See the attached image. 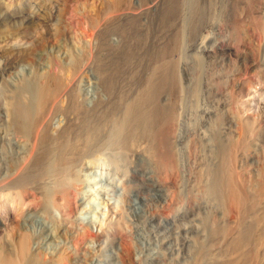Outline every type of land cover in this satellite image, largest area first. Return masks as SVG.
I'll list each match as a JSON object with an SVG mask.
<instances>
[{
    "label": "rangeland",
    "instance_id": "rangeland-1",
    "mask_svg": "<svg viewBox=\"0 0 264 264\" xmlns=\"http://www.w3.org/2000/svg\"><path fill=\"white\" fill-rule=\"evenodd\" d=\"M170 2L0 0V194L10 193L0 264H253L264 231V0H191L168 26ZM118 60L117 73L105 66ZM103 71L114 74L107 87ZM71 95L91 118L85 134L117 101L156 118L125 146L108 137L110 121L91 141L60 139ZM8 98L20 123L5 118ZM41 152L53 168L35 177Z\"/></svg>",
    "mask_w": 264,
    "mask_h": 264
},
{
    "label": "bare ground",
    "instance_id": "bare-ground-1",
    "mask_svg": "<svg viewBox=\"0 0 264 264\" xmlns=\"http://www.w3.org/2000/svg\"><path fill=\"white\" fill-rule=\"evenodd\" d=\"M191 0H177V2H175V0H174V2H170V4L169 5H167L166 6V8H165V10L162 12V14H161V16H160V18H161V20H162V22L164 23V21H166L165 20V17L167 16V13L169 12V14H171V13H175V12H177L176 14H184L183 16H185V11H186V8H190L189 6V4H191V2H190ZM186 17H182V20H180V22L182 23V25H181V27L179 28V30H180V32L182 31V29H184L185 27H184V25H185V19ZM189 18V17H188ZM174 18H172L171 20H173ZM167 20H169L168 19V17H167ZM171 20H169V23H170V21ZM128 22V21H127ZM158 22V21H157ZM161 22V21H160ZM180 23V24H181ZM161 24V23H160ZM165 24H167V21H166V23ZM163 25V24H162ZM161 25V26H162ZM168 25V24H167ZM165 26V25H164ZM169 26V25H168ZM118 27H120V26H118ZM130 27V25L126 28V30L124 29V28H122L123 30H125V32L128 30V28ZM133 27V26H132ZM131 27V28H132ZM163 27V26H162ZM166 27V26H165ZM120 28V29H121ZM134 28V27H133ZM161 28V27H160ZM121 29V30H122ZM121 30H119L120 32H121ZM123 30H122V32H123ZM129 30H131L130 28H129ZM161 30H162V28H161ZM160 30V31H161ZM125 32H124V34H125ZM128 32V31H127ZM134 32V31H133ZM132 32V33H133ZM143 32V31H142ZM179 32V31H178ZM180 32L178 33V35H179V40L181 39V36L183 35L182 34V32H181V34H180ZM183 33H184V31H183ZM123 34V35H124ZM130 34V33H129ZM128 33H127V35H129ZM140 34V33H139ZM131 35V34H130ZM142 35V34H141ZM126 36V34L124 35V37ZM138 37V36H137ZM183 37V36H182ZM139 38V37H138ZM144 38V37H143ZM134 39V38H133ZM204 40V39H203ZM203 40H202V42L200 43V45L198 46V48H199V50L201 51L203 48H204V42H203ZM180 41H183V40H180ZM206 42V41H205ZM135 43V42H134ZM179 44H183L182 42H180ZM144 45H145V43H144ZM135 46V45H134ZM181 46V45H180ZM206 46V45H205ZM106 47V46H105ZM127 47V46H126ZM143 47V46H142ZM108 48V47H107ZM134 48V47H133ZM153 48V47H152ZM148 49V48H147ZM127 50H128V48H127ZM127 50H126V52H127ZM152 50V49H151ZM128 51H130V50H128ZM138 51V50H137ZM153 51V50H152ZM143 53V52H142ZM128 54V52L127 53H125L124 54V52L123 53H121L120 54V57L121 58H123V60H128V57L127 56H129V60H130V55H127ZM129 54H130V52H129ZM132 55H133V53H132ZM127 57V58H126ZM116 60V59H115ZM128 60V62H130ZM137 60V59H136ZM146 60V59H145ZM132 61V60H131ZM138 61V60H137ZM136 61V62H137ZM116 62V61H115ZM112 63V62H111ZM111 63H110V66H107V65H105L106 67H108L107 69L108 70H110V69H113L112 70V72H114L115 70L116 71H118V70H120L119 68L120 67H118V64H120L121 62H119V60H118V63H117V65H114V61H113V65H114V68L112 67L113 65H111ZM115 63V64H116ZM127 63V62H126ZM130 64V63H129ZM128 64V65H129ZM104 65V64H103ZM121 65V64H120ZM119 65V66H120ZM139 66V65H138ZM141 66V65H140ZM105 67V68H106ZM118 67V68H117ZM121 67H122V65H121ZM127 67V66H126ZM121 69H123V68H121ZM105 71V70H104ZM103 71V72H104ZM111 71V70H110ZM109 71V72H110ZM115 71V72H116ZM122 71H124V70H122ZM134 71V70H133ZM109 72H104V84L106 85V87H107V85H110L111 84V80H112V74L111 73H109ZM117 73V72H116ZM115 73V74H116ZM128 74V73H127ZM114 75V74H113ZM118 75V74H117ZM139 76V75H138ZM142 80V79H141ZM166 80V79H165ZM164 80V81H165ZM168 84V83H167ZM112 86V85H111ZM108 88H109V86H108ZM152 88V87H151ZM145 92H147V91H145ZM23 93V92H22ZM151 93V92H150ZM154 93V92H153ZM160 93V92H159ZM21 95V94H20ZM24 95V94H23ZM155 95V94H154ZM151 96V95H150ZM154 97V96H153ZM153 97H143L142 98V100L144 99L145 100V103H146V101L148 100L149 101V99L151 100V98H153ZM22 98V97H21ZM24 98V97H23ZM22 98V99H23ZM9 99V101H8V105H5L4 107L5 108H3V109H5L4 111V113L6 114V116H5V118H6V120L8 119V121L9 120H11V121H9V123L11 122L12 123V121H15V120H17V117L15 118L14 116L17 114L18 115V113H16V114H14V112H15V110L16 109H13V104L11 103L13 100H12V98L10 99V98H8ZM14 99V98H13ZM117 100V99H116ZM15 101V100H14ZM13 101V102H14ZM69 102H68V104H69V106L67 107V109H68V112H69V114H70V119H69V122H67L68 124H66L65 126L66 127H64V131H63V133H61V135H59L60 136V139H64V138H70V139H84V140H86V139H93V138H95V137H97V135L96 134H99V132H100V130L102 129L103 130V128L105 127V126H103V125H108L109 123L107 122V121H110L111 122V125H112V129H111V134H110V136H108L110 139L111 138H117L116 140H114V141H116V143H118L117 142V140H121V139H123L122 141H123V143H121V144H124V146H125V144L126 145H128L129 143H131L130 141H128V139H130L131 141H133V139H134V141H135V139H137L138 138V136H139V134H138V129H139V131H140V135L141 134H143L144 133V131H147V132H150V130L152 129L151 128V126H152V123L154 124V121H151L154 117H152L153 116V114H152V116H151V118H150V116L149 115H147V113H146V115H147V117H144L143 116V114H142V110L141 111H139V109H140V107H139V105H137L138 103H130V104H125V106L123 105V104H121V102H119V101H117V103H119L117 106H115L111 111L109 110V114L107 115V114H105V116L103 115V117L101 116V117H99V118H97L96 119V122H95V120H94V125H93V128H92V126H91V128L94 130H92V132L94 133V136L92 135V133H86L85 134V132H84V130H86V128H84V127H87V128H89L88 127V125L86 126L84 123H85V121L88 119L89 120V115H88V117L86 116V115H84L83 113H82V109L80 108V106H79V104H76L75 102V99H74V97L71 95L70 96V100H68ZM151 101H153V100H151ZM150 101V102H151ZM7 102V101H6ZM140 102H142V101H140ZM139 102V103H140ZM144 102V101H143ZM152 103V102H151ZM148 104V103H147ZM144 105V104H143ZM19 106V105H18ZM137 106H138V108H137ZM14 108H16V106H14ZM107 109V108H106ZM116 109H119V111H120V117L121 118H116V116L115 115H113L114 116V118L112 117V114L114 113V112H116L117 110ZM135 109H138V110H135ZM18 111V110H17ZM104 111V110H103ZM156 111H158V110H156ZM156 111H155V113H156ZM107 112V111H106ZM42 113V112H41ZM151 113H152V111H151ZM151 113H148V114H151ZM160 113V112H159ZM13 114H14V116H13ZM20 114V113H19ZM38 114V113H37ZM114 114H116V113H114ZM145 114V113H144ZM157 114V113H156ZM73 115V116H72ZM118 115V114H117ZM20 116V115H19ZM37 116V115H36ZM72 116V117H71ZM91 116V115H90ZM155 116V115H154ZM169 116H171V115H169ZM8 117V118H7ZM85 117H87V119L84 121V123L81 121V119L82 118H85ZM15 120H14V119ZM94 118V117H93ZM156 118V117H155ZM154 118V119H155ZM91 119V118H90ZM95 119V118H94ZM117 119H119V122H116V120ZM25 120V119H24ZM87 120V121H88ZM93 120V119H92ZM8 121H7V123H8ZM19 121H20V119H19ZM18 120H17V123L19 122ZM22 121V120H21ZM20 121V122H21ZM118 121V120H117ZM16 122V121H15ZM19 122V123H20ZM91 122V121H90ZM105 122H107L108 124H105ZM16 123V124H17ZM23 123V122H22ZM15 124V123H14ZM26 124V123H25ZM85 126H84V125ZM87 124H89V122L87 123ZM91 124H93V123H91ZM151 124V125H150ZM110 125V124H109ZM185 126V125H184ZM250 126V125H249ZM23 127V126H22ZM102 127V128H101ZM133 127V128H132ZM26 128V127H25ZM137 128V129H136ZM23 129V128H22ZM127 129H129V132H130V135L128 136V137H123V133L124 132H126V130ZM29 130V129H28ZM27 130V131H28ZM90 130V129H89ZM78 131V132H77ZM89 132V131H88ZM98 132V133H97ZM127 132H128V130H127ZM127 132H126V134H127ZM110 133V132H109ZM108 133V134H109ZM25 134V133H24ZM146 134H148V133H146ZM96 135V136H95ZM177 135V134H176ZM43 136V135H42ZM56 137V136H55ZM105 137V136H104ZM43 139H47V138H44V137H42ZM120 138V139H119ZM9 139V138H8ZM50 139V138H49ZM52 139V138H51ZM96 139V138H95ZM124 139H127L125 142H127V143H124ZM91 141V140H90ZM90 141H87V142H90ZM93 142V141H92ZM76 146V145H75ZM61 148H63V147H61ZM66 149V148H65ZM69 149V148H68ZM43 151V150H42ZM53 151V150H52ZM57 151V150H56ZM59 152L57 153V155L59 156V157H52V158H54V160L55 159H57V158H59V159H57V161H55V162H57V164L58 163H62V161L64 160V162H66L65 161V159H66V157H65V159H64V157H63V155H64V150L62 149H60V150H58ZM68 152V151H67ZM66 152V153H67ZM69 153V152H68ZM76 153V152H75ZM42 154V152L40 153V155H38V157L36 156V158L34 159V161H33V164H32V167L31 168H33L32 170V172H34V174H33V176H35L36 174H38L39 173V175L41 174V175H43V173L44 172H47V171H45V170H49V168H53V167H51V166H49V168H48V165H46L47 163H46V159L45 158H43V155H41ZM44 154V153H43ZM48 154V153H47ZM53 155V154H52ZM66 155V154H65ZM177 156V155H176ZM44 157H46L45 155H44ZM63 157V158H62ZM53 160V161H54ZM61 161V162H60ZM47 162H49V161H47ZM63 162V163H64ZM51 164V163H50ZM49 164V165H50ZM53 164H54V162H53ZM61 165H63V164H61ZM55 168V167H54ZM43 170H44V172H43ZM51 170V169H50ZM25 172V171H24ZM43 172V173H42ZM24 174H26V173H24ZM30 175V174H29ZM30 176H32V175H30ZM37 177H39L38 175H36ZM35 176V177H36ZM22 178V177H21ZM17 180V179H16ZM29 180V178L27 179V181ZM32 182V181H31ZM35 182V181H34ZM17 185L19 186L20 185V181H16V182H14V186H16L15 187V189L17 188ZM22 186V185H21ZM23 187V186H22ZM211 187V186H210ZM14 189V188H13ZM20 189V188H19ZM19 189H16V196L14 197V200H16L15 198L17 197V200L18 199H20L19 198ZM207 191L209 190V189H206ZM15 192H14V194H15ZM63 192V191H62ZM213 192V191H212ZM9 193V192H8ZM10 194V193H9ZM9 194H7V192L6 193H1L0 194V196H1V198L5 201V203H8L9 204V202H10V195ZM60 194H62V193H60ZM210 195V194H209ZM63 196H65V199H66V193H65V195H63ZM63 196H61L63 199H64V197ZM12 197V196H11ZM0 198V199H1ZM2 200V201H3ZM12 200H13V197H12ZM14 200L13 201H11V203L12 202H14ZM22 200V199H21ZM10 203V204H11ZM15 203L16 204H18L16 201L14 202V203H12V204H14L13 206H12V204H11V207H14L15 209L17 208L16 207V205H15ZM19 207V206H18ZM14 209V210H15ZM17 210H19V209H17ZM17 210H15V212L17 211ZM262 227V226H261ZM258 228V227H257ZM259 231V230H258ZM260 232V231H259ZM261 232H263L264 233V231L261 229ZM261 232L260 233H256L257 235V237L253 240L254 242H252V256H253V264H264V234L262 233V235H261ZM21 237H22V239H21ZM18 239H19V241L17 240V242H15L16 244H13V249H14V252L15 253H17V257L19 256L21 259H22V254L23 253H25V251L27 250V247H29L28 246V241H29V239L26 237V236H24V235H22V236H20V238L18 237ZM213 242V241H212ZM206 245V244H205ZM254 246V247H253ZM255 249V250H254ZM239 250V249H238ZM234 251V250H233ZM250 252V251H249ZM10 253V252H9ZM234 253V252H233ZM236 253H238V252H236ZM247 254H248V252H246ZM245 253V254H246ZM1 254V253H0ZM232 254V253H231ZM247 254H246V257H248L247 256ZM233 255V254H232ZM241 255V254H240ZM250 255V254H249ZM222 256V255H221ZM252 256H251V258H252ZM18 257V258H19ZM24 257V256H23ZM207 257V256H206ZM245 257V256H244ZM250 257V256H249ZM19 258V259H20ZM213 258V257H212ZM237 258H239V257H237ZM1 259H2V257H1ZM0 259V260H1ZM209 259V258H208ZM249 259V258H248ZM248 259L246 258V260L248 261ZM14 260V259H13ZM15 260H17V259H15ZM245 260V261H246ZM1 261H3V260H1ZM0 261V262H1ZM10 261H11V259H10ZM19 261H21V260H19ZM252 261V260H251ZM17 262V261H16ZM234 262H236V261H234ZM11 263V262H10ZM233 263V262H232ZM237 263H239V264H245V263H247V262H243V261H240V262H236V264ZM9 264V263H8ZM13 264V263H12ZM15 264V263H14ZM16 264H18V263H16Z\"/></svg>",
    "mask_w": 264,
    "mask_h": 264
}]
</instances>
